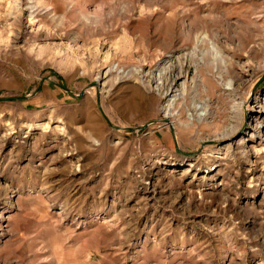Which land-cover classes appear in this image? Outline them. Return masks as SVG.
I'll return each instance as SVG.
<instances>
[{"label":"rangeland","instance_id":"rangeland-1","mask_svg":"<svg viewBox=\"0 0 264 264\" xmlns=\"http://www.w3.org/2000/svg\"><path fill=\"white\" fill-rule=\"evenodd\" d=\"M0 264H264V0H0Z\"/></svg>","mask_w":264,"mask_h":264}]
</instances>
